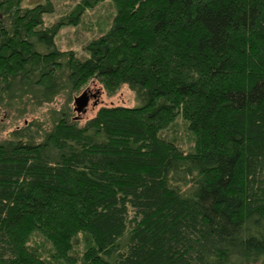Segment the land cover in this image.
I'll list each match as a JSON object with an SVG mask.
<instances>
[{
  "label": "trees",
  "instance_id": "obj_1",
  "mask_svg": "<svg viewBox=\"0 0 264 264\" xmlns=\"http://www.w3.org/2000/svg\"><path fill=\"white\" fill-rule=\"evenodd\" d=\"M22 1L0 0L9 98L64 76L141 104L83 125L54 112L0 143V264H264V0H110L85 57L57 47L51 4ZM179 118L185 143L164 135Z\"/></svg>",
  "mask_w": 264,
  "mask_h": 264
},
{
  "label": "rangeland",
  "instance_id": "obj_2",
  "mask_svg": "<svg viewBox=\"0 0 264 264\" xmlns=\"http://www.w3.org/2000/svg\"><path fill=\"white\" fill-rule=\"evenodd\" d=\"M81 0H23V8H36L37 6L52 5L53 13L43 15L47 27L60 25L61 28L55 39L57 47L65 51H74L78 56L87 55L86 46L101 35L107 33L112 27L116 14L119 13L117 3L106 0L93 8H88L80 17H75L76 7ZM130 0H120L121 6ZM119 2V1H117ZM64 77V76H63ZM61 79V87L53 96L44 91H34L21 98L16 92L14 98H9L0 83V143L7 140L13 130L22 127L33 120L45 122L52 121L53 113L71 109L73 116L81 125L93 118L102 107H138L140 102L136 94L128 85L121 86L113 95L104 90L102 85L92 80L78 92H74L71 85L66 84L67 78ZM44 82V81H43ZM44 84H46L44 82ZM87 92L89 103L86 110L78 114L75 112L74 100ZM182 120L179 118L164 132L165 136L177 135V138L185 143L188 136L183 131ZM181 137V138H180ZM61 264V263H58Z\"/></svg>",
  "mask_w": 264,
  "mask_h": 264
},
{
  "label": "water",
  "instance_id": "obj_3",
  "mask_svg": "<svg viewBox=\"0 0 264 264\" xmlns=\"http://www.w3.org/2000/svg\"><path fill=\"white\" fill-rule=\"evenodd\" d=\"M89 103V96L87 94V92H84L81 96L76 97L74 100V104H75V112H77L78 114L83 113Z\"/></svg>",
  "mask_w": 264,
  "mask_h": 264
}]
</instances>
